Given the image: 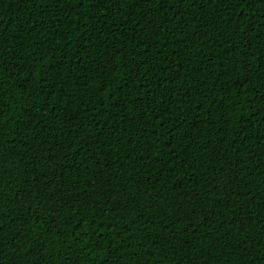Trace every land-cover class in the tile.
<instances>
[{
	"label": "trees",
	"instance_id": "16d2710c",
	"mask_svg": "<svg viewBox=\"0 0 264 264\" xmlns=\"http://www.w3.org/2000/svg\"><path fill=\"white\" fill-rule=\"evenodd\" d=\"M0 264H264V0H0Z\"/></svg>",
	"mask_w": 264,
	"mask_h": 264
}]
</instances>
